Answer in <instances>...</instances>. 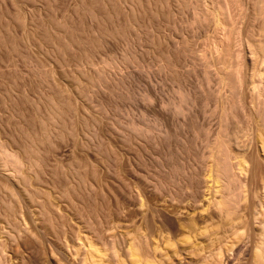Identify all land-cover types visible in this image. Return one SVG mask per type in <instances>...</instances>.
<instances>
[{"label": "rangeland", "instance_id": "374dc122", "mask_svg": "<svg viewBox=\"0 0 264 264\" xmlns=\"http://www.w3.org/2000/svg\"><path fill=\"white\" fill-rule=\"evenodd\" d=\"M175 2L0 0V147L24 160L22 174L14 171L12 164L3 165L0 161V236L1 229L13 224L16 215H23L29 223L40 224L39 230L33 229L32 236L22 233L1 239L11 264H69L68 242L61 226L68 222L72 211L92 214L98 228L106 221L120 220L121 229H110L105 237L116 234L119 238V230L124 233L131 230L141 236L148 235L150 243L160 248L164 241L159 229L170 224L179 228V219L191 217V211L195 210L198 223L204 224L200 210L212 189L207 180L209 161L197 155L205 150L206 139L215 136L221 125L220 114L213 110L215 102L229 97L230 91L227 87L220 88L215 77L206 82L200 74L199 65H205L202 58L211 60L204 49L216 25L211 21L205 27L188 24L186 18L192 15L190 7H179ZM244 2L251 6L250 1ZM223 16L219 25L221 41L229 52L240 50L238 54L246 61L243 66L246 106L238 119L231 120L230 130L239 135L237 144L246 150L235 146L241 152L251 149L249 152L255 155L249 193L228 224H220V217L214 215L213 223L219 226L215 233L199 239L197 251H188L184 245L178 255L168 258L160 256L158 250L155 254L165 263L203 264L204 257H212L230 242L233 249L222 252V264H255V248L260 245L264 248V150L260 144L254 145V150L253 139L240 138L245 130L257 126L249 110L252 90L257 85V77L256 83L251 81L249 46L263 39L261 20H251L246 15L239 18V15L236 30L227 32ZM129 51L137 52V57L139 54L141 64L114 67L116 64L111 61L121 59ZM158 51L179 54L174 73L157 66ZM211 61L208 68L214 71L215 67L209 66ZM256 66L261 70L263 65L258 62ZM102 72L110 75L107 81L111 84V78L122 74L120 78L126 82L121 87L123 91L117 87L111 92L108 83H105L108 87L99 83ZM179 86L191 93H198L200 87L211 89L217 97L212 96L206 104H190V109L186 108L182 114L173 113L168 106V111L165 110ZM143 92L151 96L149 100ZM106 100L110 102L103 113L101 104ZM190 117L207 128L209 136H194L187 124ZM129 120L149 126L152 132L145 137L140 135L146 142L135 136L134 142H130L131 136L122 140L120 129ZM112 122L120 129L114 128ZM168 134L170 142L166 138L171 145L187 137L196 149L194 152L201 149L197 155L192 154L199 159L190 158L193 162L190 166L199 175L200 204L193 201L187 189L172 200L166 190L159 191L152 184L155 167L150 154L151 162L147 158L148 148L153 149L158 135ZM142 142L148 144L146 156ZM140 195L148 201L153 214H143L145 207L139 204ZM47 211L59 224L48 220ZM56 225L60 226L56 228Z\"/></svg>", "mask_w": 264, "mask_h": 264}, {"label": "bare ground", "instance_id": "6f19581e", "mask_svg": "<svg viewBox=\"0 0 264 264\" xmlns=\"http://www.w3.org/2000/svg\"><path fill=\"white\" fill-rule=\"evenodd\" d=\"M168 1L169 0H163V2L166 3ZM249 1L251 3V6H249V3L247 6V3L245 4L244 0H174L177 5L180 4L179 7H190L192 15L186 18L189 22L188 24L194 23L200 27H205V25H207V23L211 21L216 25V30L214 31L213 35H209V38H207L206 36V38L208 39V43L205 41L207 47L205 46V44L203 45L206 48H208V46L210 47L208 48V52L210 51V53L207 52V49L205 47L204 51L209 54L208 57L210 56L209 58L212 61H208L207 57H203L204 59L202 58V61H204L205 63L202 61L201 62L205 65H199L198 63L201 60V56L198 54L199 60L197 58L198 63H195V65L198 64L199 66H201V73H198L203 76L206 82L215 77L220 88L227 87L230 91L229 97L221 99V101L218 103L215 102V105H217L213 110L215 112L217 111L220 114L221 125L215 136L206 139V142L204 144L205 150H201L200 148L197 149L198 152L202 151L201 153H199L200 155H197L198 152H194V150L196 149H194L195 147L193 146V143L187 137H181L182 139L179 138L178 141H180H177L178 143H176L175 145H171V143H169V134L165 135V137H163L162 135H158L153 142V145L156 149L153 147V149L150 150L151 147L149 145L148 147L150 148H148V153L146 149V146L148 144L145 143L146 139L144 137L147 133L152 132L149 126H143L134 120H129V122L125 124L123 123V128L121 127L122 129H120V127H118L116 124L114 125L113 122L111 124L115 127L110 124L112 127L118 128V130L120 129L121 132L119 133L121 134V136L123 135L122 140H127L129 136H131L132 138H130V142L135 141V139L133 140L134 136L139 137L138 139H140V137L142 139L144 138L145 142L142 143L145 144H141L144 145V147L142 148V152L143 149L144 154L147 151V158L149 157V160L152 158V162L155 167V172L151 170L153 168L151 167L152 165H149L151 169H148L154 172V174H151L149 172L153 176L152 184L159 191L166 190L172 200H176L179 193L182 190L187 189L191 192V198L193 199V201L199 204L201 203L202 196L200 194L201 188L199 184V175L193 169L194 167L190 166V162L193 157L197 158V156H201L204 160L209 161L207 180L209 178L208 181L211 182L210 188L212 189V193L208 198H206V204L203 203L200 210V215L204 216L202 218L204 224L200 225L197 218L195 217V210L191 211V217L179 219V221H181L179 224V228H176L174 225L170 224L169 226H164L163 229H159L163 235L164 241V246L160 248L158 245L153 246L150 243L148 235L141 236L133 233L131 230H126L127 232L125 233L119 230L118 236L120 239L116 234H110L109 236L105 237V233L110 229H121L120 220L113 219L111 221H106L105 223H101V228H98L93 222L95 217L92 214L84 215L82 213L72 211L69 214L68 222H61L65 223L61 226V228L62 233L64 234V237L68 242L69 264H167L168 262L165 263L162 258H158L155 254L158 250L160 251V256L168 258L174 256L175 254L178 255L180 253V247L184 245H187L188 251H197V246H199L200 242L199 239L204 237L205 235H209L210 233H215L216 228L219 226L213 223L214 215L216 214L220 217V224H228L237 209H239V207L241 206L242 201L247 199L250 179L254 170L255 155L250 153L251 149H247L248 151H245L246 147L244 145L243 146L245 148H243L245 150L244 152H241V150H239V147L241 146L237 144L239 142V135L236 132L230 130L231 120L236 118L238 119L239 115L244 111L246 106L243 98V87L246 79V74L244 72L243 66L245 65L246 61L245 58L241 56L242 54H238L240 50H237L238 52L236 53V51L229 52V49L225 48L226 44L221 41V38L219 36V25L221 17L223 16L222 14H224L225 17H223L226 19V23L223 25L226 26L224 30L227 32L236 30L235 23L238 22L236 21V19L239 15V18H241V16L243 15H246L249 16L251 20H261V32L263 35V39L253 41V43H251L249 46V48L251 49V63L253 68L251 81L253 84L257 82V85L255 84L252 90L249 110L251 115L254 116V121L257 126L255 129L253 128L251 130H245L240 138L253 139V145L251 147L253 148L256 146V144H260L262 150H264V0H248V2ZM134 51H129L121 59H113V62L111 61V63L116 64V66L114 67H117V65L118 67L119 65H124L125 67V64L133 65L134 63L135 65L137 64L136 62L139 63V54L137 57V52L135 53ZM167 53L161 51L156 52L155 62L158 64L157 66L162 69V71L169 70L170 73L171 71L172 73H174L176 65L175 59L179 54L171 52ZM205 58H207V62L205 61ZM210 61L212 64L209 66H214V71H212V68V70L208 68V63L210 64ZM258 62H261V64L263 65L261 70L256 66ZM112 65L110 67H112ZM193 65L194 64H192V66ZM192 68H190V70ZM113 71H116V69H113ZM191 71L193 72V69ZM105 72H102L104 74L99 75L98 81L99 83L104 85L105 83L110 82L107 81V77L110 79L111 75L109 73L110 71H108V73L110 74L109 76H107L108 74L105 75ZM113 74L115 73L113 72ZM171 75V77L177 76L176 74ZM121 76L122 74H120L119 78H111V82L113 81V83H108L112 88V90H110L111 92L116 91L117 87L120 89L121 87H123V85H125L126 82H123V78H120ZM255 77H257L256 82L254 81ZM174 79L176 80L177 77H175ZM99 83L97 85H99ZM107 85L105 86L108 87ZM115 88L116 90H114ZM200 89L201 90L198 93H195V91L191 93L192 91L188 92L187 90L179 86L177 93L175 90L174 93L176 94H172L174 97L170 98V101H167V104L165 103V110H167L168 106V109H171L172 112L174 111L177 114H182L186 108L190 109V107L188 108L190 104H194L197 102L206 104L209 100L211 101V97L214 96L213 94H215V92L212 91V93L211 89H208L207 91L203 88V90L202 87H200ZM121 90L123 91V88H121ZM143 95H145L144 97L146 100H149V97H151L147 92H143ZM108 101L109 100H106V102L103 101L104 103L101 104L103 113L104 111H106V106H108L107 103L110 102ZM164 108H162L163 110L161 111H164ZM254 110L256 113L254 112ZM187 124L192 129L194 136L198 138L200 134L209 136V131L207 130V128L203 127V125H198V123H196L194 119L192 120V117H190V121H188ZM166 137H168L169 142ZM165 138L167 140V143H165L164 141ZM236 144L237 146H239L238 148L235 146ZM138 147H140L141 150V146L139 145ZM255 149L256 147L254 148V150ZM245 152H247V154ZM193 153L197 156H193ZM149 154L151 158L150 156H148ZM0 161H2L3 165H7L9 163L12 164V169L22 174L21 166L24 164V160L18 154L9 151L4 146L0 147ZM148 161L146 162L148 163ZM191 163L193 164V162ZM147 166L148 165L146 164V167ZM149 173L147 176L151 178ZM21 178L22 180H25V175H22ZM138 201L141 207H145V209L143 210L144 215L147 216L148 212L149 214H153L154 211L149 207L148 201L145 199V197H142L141 195L138 196ZM47 212L48 214H50V211ZM144 215L143 217H146ZM54 218L55 217L53 215L51 216L50 214L48 220L52 221L53 224H59L58 220H54ZM14 221L15 222L13 224H8L1 229L2 236H0V264H11L7 257V249L1 239L14 238L18 235H21L22 233L32 236V234L34 233L33 229L39 230L40 227L39 223H29L27 218L23 215H16ZM133 222L134 221H131V223ZM58 226L60 225H56V228ZM135 226L136 224L133 225V227ZM177 236H179L180 238L175 239ZM232 249V243L226 242L223 245L222 249L214 252L212 257H204L202 262L203 264H222V252L224 250ZM253 260L255 264H264L263 245L257 246L255 248L253 253Z\"/></svg>", "mask_w": 264, "mask_h": 264}]
</instances>
